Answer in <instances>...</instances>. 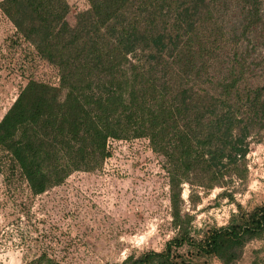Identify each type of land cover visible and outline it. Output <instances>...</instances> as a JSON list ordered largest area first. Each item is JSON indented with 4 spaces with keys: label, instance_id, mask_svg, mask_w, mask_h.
<instances>
[{
    "label": "trees",
    "instance_id": "obj_1",
    "mask_svg": "<svg viewBox=\"0 0 264 264\" xmlns=\"http://www.w3.org/2000/svg\"><path fill=\"white\" fill-rule=\"evenodd\" d=\"M87 3L70 25L67 0H0L16 33L59 79L30 78L20 89L0 119V151L39 195L100 168L110 139L146 138L164 158L175 233L162 250L122 264H189L186 245L237 264L244 245L264 234V203L237 204L227 224L194 235L182 190L188 184L192 198L195 189L246 180L250 144L264 131V76L252 75L243 42L261 19L262 0ZM223 195L234 200L226 188L216 198ZM24 264L63 263L42 251Z\"/></svg>",
    "mask_w": 264,
    "mask_h": 264
},
{
    "label": "rangeland",
    "instance_id": "obj_2",
    "mask_svg": "<svg viewBox=\"0 0 264 264\" xmlns=\"http://www.w3.org/2000/svg\"><path fill=\"white\" fill-rule=\"evenodd\" d=\"M67 1V20L74 25L88 3ZM243 47L252 75L264 76V0L261 19ZM30 78L59 82L56 67L16 33L0 10V119ZM108 146L110 156L100 168L74 172L39 195L30 193L19 168L0 151V264H24L42 251L63 264H122L130 254L164 248L175 233L164 158L146 138L110 139ZM246 165V180L195 189L192 198L189 185L183 184L182 207L194 215V235L227 224L237 204L248 208L264 203V131L251 142ZM225 188L234 200L216 198ZM182 251L189 264H222L214 256L196 255L188 245ZM237 264H264V234L244 245Z\"/></svg>",
    "mask_w": 264,
    "mask_h": 264
}]
</instances>
